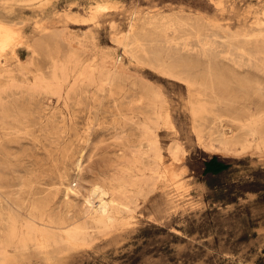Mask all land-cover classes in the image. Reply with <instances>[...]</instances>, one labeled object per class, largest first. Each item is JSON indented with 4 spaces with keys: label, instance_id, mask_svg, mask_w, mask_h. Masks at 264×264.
Instances as JSON below:
<instances>
[{
    "label": "rangeland",
    "instance_id": "1",
    "mask_svg": "<svg viewBox=\"0 0 264 264\" xmlns=\"http://www.w3.org/2000/svg\"><path fill=\"white\" fill-rule=\"evenodd\" d=\"M0 24L19 35L0 54V264H264V0H0ZM133 34L214 78L213 130L244 150L197 143L193 92L131 58ZM92 185L113 221L86 216Z\"/></svg>",
    "mask_w": 264,
    "mask_h": 264
},
{
    "label": "bare ground",
    "instance_id": "2",
    "mask_svg": "<svg viewBox=\"0 0 264 264\" xmlns=\"http://www.w3.org/2000/svg\"><path fill=\"white\" fill-rule=\"evenodd\" d=\"M105 8L106 7L103 5L98 6V9H100V10H105ZM173 23H175V22H173ZM159 26H160V23H159ZM164 26H166V25H164ZM157 28L160 29V27H157ZM159 29H156V30H159ZM167 30H168V28H167ZM161 32H162V30H161ZM144 34H146V32L143 33V35ZM145 36H148V34H146ZM149 37H148V39L145 37L147 40L143 41L144 38H143V40H141L138 37V35L133 34V35L126 38L127 42L124 44V46L129 47V49H127V52L130 54V57L133 58L135 61H137L139 64H141L145 67H148L151 70H153V71H155V72H157V73H159L165 77H170V79L175 78L176 80L183 82L187 86V89L189 91H191V93L193 92L191 94V98H190V112H191V115L193 117L192 129L195 133L197 143L200 144L205 150H207L209 152L229 153L233 149H235L236 147H239L242 150H244L246 147L245 144H246L247 140L243 136L235 138L234 136H236V135L234 133H232L233 135L232 134L228 135L227 133L223 132L222 130H218L216 132L217 133L216 134L215 131L213 130L212 125L215 126V123L218 124V128L219 127L222 128V126H221V123L223 122L222 117H224L226 115L224 112H218V111L210 110V108L207 105L208 102H204V98H202L203 91L207 90V89H211L215 85L214 78L208 73L207 75H209V77L197 79V77H195L193 75V73H191L189 70L194 66L193 64H195L191 61L174 60L168 64L165 63L161 59L159 54L152 50L151 45L154 42V40L149 39ZM243 38H245V37H243ZM18 39H19L18 33H16L13 29L7 28V27L0 24V54L3 53L4 51H6V49H9V48L11 50L14 49ZM170 42H171V40L170 41L166 40V43L170 44ZM173 44H172V46H173ZM181 45L183 46V48H185V47H188L189 44L186 43V41H184ZM249 60L250 59L248 58V61ZM252 62H254V61L252 60ZM178 68L181 70L176 71V69H178ZM195 69H197V67ZM194 72H196V70ZM194 91H196V92H194ZM210 92L212 93V89L210 90ZM210 92H207V93H210ZM257 93H258V91H257ZM213 98H214V96H213ZM211 100H213V99H211ZM166 109H168V108H166ZM209 117H211V120H209ZM224 119H225V117H224ZM242 120H243V118H242ZM242 120H240V119L234 120V121H236V126H238L239 132L245 131L244 136H247V137L250 136V137H252V139L254 141L255 137H256V131L252 127V123L251 122H242ZM226 122H227V120H226ZM231 122H232V120H231ZM216 127L217 126H215V128ZM256 141H258L259 144H264V140H262L260 137H258ZM148 147H149L150 152L153 154L154 159L160 160L161 153H160V148H159V145H158L156 138H150L149 139ZM176 153H177V147L172 151L173 157H175ZM151 160H152V158H151ZM69 190H72V188L71 187L68 188V191ZM106 195H108V191L102 186L92 185L88 189L87 194L85 195V199H84L87 217L89 215L90 216L93 215L94 217H97L99 219V221H109L110 222V221L114 220L115 217H114L113 211L114 210L118 211L119 206H122V204L117 202V200H115L113 197H111V200L105 201L104 199H105ZM110 195H113V193H111ZM86 222L88 223V221H86ZM65 228H66L65 226L59 227V229L62 230V233L58 237V242L65 243L69 246H73V245L79 244L80 242H82L86 239L87 232H86L85 226H77L74 228H68V229L64 230ZM50 240H53L55 242L56 238L49 237L48 235H45V242H49ZM80 244H82V243H80ZM6 256H8V255H6ZM4 257H2L3 262L6 259V258L4 259Z\"/></svg>",
    "mask_w": 264,
    "mask_h": 264
}]
</instances>
